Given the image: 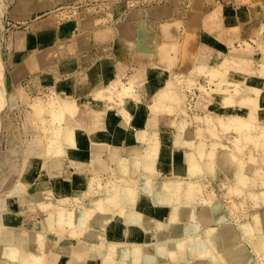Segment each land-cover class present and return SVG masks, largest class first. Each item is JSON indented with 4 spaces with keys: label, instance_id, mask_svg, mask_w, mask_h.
<instances>
[{
    "label": "bare ground",
    "instance_id": "6f19581e",
    "mask_svg": "<svg viewBox=\"0 0 264 264\" xmlns=\"http://www.w3.org/2000/svg\"><path fill=\"white\" fill-rule=\"evenodd\" d=\"M28 2H31L32 7L35 5L34 0H19L23 6ZM165 11H169L168 7ZM0 12L1 15V9ZM148 22L143 23L149 25ZM263 27L262 23L258 33ZM139 33L141 35L142 30ZM58 40L57 47L62 51L66 45L61 39ZM250 41H253V38ZM250 41L240 40L239 46L242 48L236 50L239 55L250 53L253 47ZM182 49L185 54L190 49L189 43H183ZM157 50L161 60L171 62L170 47L167 43H160ZM2 60L0 52V96L5 90ZM204 62L199 58L195 67L190 69L185 77H181L188 89L192 88L199 74L203 73L210 77V82L213 83V87H209L210 90L205 91L202 86L198 88L208 95V108L216 110L219 114L214 115L206 111L203 116L194 115L193 119L198 123L197 129L185 131L184 141L175 134V131L181 129V122L187 119L182 116L185 114L182 111L184 100L181 101V93L171 86L170 82L164 83L165 85L154 93L149 102L140 99L137 91L138 82L134 75L126 76L127 78L125 75H118L107 85L83 97H74L64 90H54L53 87L45 99H41L39 94L30 96L20 92L23 103L32 99L29 107L32 114L37 117V120L35 117L32 120L38 131L30 136L31 139L27 140L24 148L27 160L38 159L46 163L51 159L55 162L49 161L50 164L59 166L65 158L72 168L71 174L64 177L48 174L45 178L27 180V177L21 175L20 181L9 194L1 192L6 196L0 194V264L48 263L49 251L46 246L51 234L57 238L67 235L77 242L79 247L80 245L84 249L88 247L91 255L101 256L100 264H255L256 257L264 261V238L253 239L251 246L248 247L245 229H242L245 226L247 231L253 233L257 219L260 227H264V210L258 215H251L252 223L245 222L240 225L244 231L241 234L233 227V223L224 222L227 217L225 208L220 201L213 200L214 196L213 201L209 200L210 197L208 199L207 196V198L202 196L203 198L196 199L194 205L188 204L190 205L188 207L186 204L195 200L191 199V194L196 193L195 190L198 191L202 185L193 177L201 174L202 170L213 171L218 167L214 168V164L222 165L223 163L220 164L219 161L223 156H228L235 162L233 173L236 186H227L229 190L235 191L238 190L237 187H244L249 182L246 172L253 169L256 157L253 156L251 164L245 167L238 153L244 151L246 144L264 149V119L260 115L264 111V63L260 64L254 75L250 60L240 62L236 59L230 63L219 61L215 63L217 67L206 70ZM172 74L175 76L178 73ZM125 100L137 101L138 107L148 114L149 128L136 132L139 144L120 151L109 148L107 159L110 165L107 164V167L104 164L105 160L97 152L100 146L93 145L89 163L91 174H83L73 159L78 145L76 132L82 128L80 123L82 108L88 110V119L103 114L105 109L119 111L129 119V112L124 108ZM8 102L11 105L15 104V97H11ZM171 113L180 116L173 120L167 115ZM158 118L175 130H172L170 146L161 143L158 131L153 128L156 123L158 124ZM220 132L223 135L227 133L235 135L230 141L236 150L229 149L221 142ZM202 135L206 136L204 140V137L202 140L196 139V136ZM187 144L191 148L183 149ZM175 148L184 151L182 163H175L172 159V151ZM218 149H226L228 152L220 153ZM260 154L264 156V150L258 157ZM262 158L264 160V157ZM138 168H141L143 178H139L140 173L138 175L135 173ZM107 171L117 175L116 177L118 175L129 177L134 183L133 186L130 187L128 182L119 176L117 182L105 188L106 182L104 184L101 182L100 174ZM147 171L157 176L151 177L149 174L150 177H144ZM260 176L263 178L264 174ZM222 185L226 186L224 183ZM134 186L136 188H133ZM100 192L102 194L96 195ZM240 192L242 194V191ZM178 193L183 197L180 204H176ZM249 195L254 197L253 199L259 198L256 194ZM259 195L263 197L264 192ZM194 197L197 198V195ZM15 199L19 201L21 213L40 210L45 212L41 221L35 219L30 226L24 225L27 227L24 239H18L4 222V215L13 210ZM114 199H117V202ZM49 208H52V212L48 210ZM214 225L216 226L213 227ZM201 228H203L201 233L197 234ZM249 236L252 239L251 234ZM21 243H24V246ZM248 248L252 250L249 251ZM74 251L79 256L80 250ZM52 257L53 262H56L58 255L54 254ZM57 263L63 264L61 259Z\"/></svg>",
    "mask_w": 264,
    "mask_h": 264
},
{
    "label": "crops",
    "instance_id": "0c3cea01",
    "mask_svg": "<svg viewBox=\"0 0 264 264\" xmlns=\"http://www.w3.org/2000/svg\"><path fill=\"white\" fill-rule=\"evenodd\" d=\"M34 1L35 5L31 8L21 4L16 6L15 3L7 9L3 18L5 27H14L6 29L3 36L6 45L4 81L7 88H21L34 94L53 87L74 97H83L107 85L118 75H134L140 99L145 102H149L154 93L165 85L172 73H187L199 58L210 64L220 60L231 41L234 45H238L240 40L250 41L264 14V0H192L186 9L175 5H169V11H165L167 5L133 9L127 11L122 19L116 17L112 22L99 24L84 10L66 14L57 10L75 0ZM144 21L152 25H146ZM231 29L236 31L231 32ZM58 39L66 45L62 51L57 47ZM162 42L177 47L171 63L161 60L157 53V47ZM185 42L189 43L190 49L183 54L182 45ZM124 108L129 112V119L110 109L88 119V110L82 108V128L76 132L78 145L73 159L83 174H91L89 163L93 145L100 146L97 152L107 167V164L110 165L107 159L109 148L120 151L137 145L136 132L149 128L148 114L138 107L137 101L125 100ZM157 122L153 128L158 131L161 143L170 146L172 129L160 118ZM183 157V149L172 151L175 163H182ZM62 160L56 166L30 159L23 175L27 180L45 178L48 174L69 176L72 167L68 160ZM37 214L39 211L21 213L19 201L15 199L13 210L4 215V222L18 239H24L27 230L24 225L30 226L35 219L42 220L43 217ZM49 236L46 246L49 262L46 264H58L59 259L63 264H100V255H91L88 247H79L67 235L61 238L52 234ZM21 244L24 246V243ZM74 249L80 250L79 256ZM50 254L58 255L56 262Z\"/></svg>",
    "mask_w": 264,
    "mask_h": 264
},
{
    "label": "rangeland",
    "instance_id": "374dc122",
    "mask_svg": "<svg viewBox=\"0 0 264 264\" xmlns=\"http://www.w3.org/2000/svg\"><path fill=\"white\" fill-rule=\"evenodd\" d=\"M15 3H17L16 6H18L20 4L19 0H0V9L2 11V14L0 15V21H1L0 22V52H1V58L3 59L2 60L3 61V81H4V56H5V48H6L5 47L6 45L4 44L5 38H3V36H4V32L6 29L9 30V29L14 28L13 26H6L5 27L3 18L5 16V13L9 10L10 7H13V5H15ZM25 6L28 8H31V3L28 2V4ZM168 6L169 5H167V7ZM262 23L264 24V14H263V19H262L259 27L261 26ZM148 24L150 26L152 25L151 22H148ZM92 25H94V24L92 23ZM259 27L257 28V30L254 31V36L251 37V39L253 38V41H250V44L253 47H251L250 53L246 52L247 55L245 53L239 55V53L236 50H239L242 48L239 46L240 41H238L239 42L238 45H234L233 42L231 41L229 43L228 51L223 54V56L220 58V60H218L214 63H211V64L206 62V61L204 62L205 70L210 69L212 67H217L215 63H218L219 61H223L225 63H230L236 59L239 60L240 62H245V61L250 60V62L252 64V69H253L254 75H256L257 70L260 68V64L264 63V50H263L264 49V27L262 28L261 32L258 33ZM230 31L234 32V31H236V29H231ZM168 47H170L169 55L171 56V62H172L173 57L177 53V49H176L177 47L175 44L168 45ZM182 48H183V45H182ZM196 63L193 65V67L191 69H193L195 67ZM155 65H157V64H155ZM187 73L177 74L175 76L173 74H171L169 79H167V81H166V82H170L171 86H173L176 90L177 89L179 90V92L181 93V101L184 100L183 101L184 102V104H183L184 110L182 109V111L185 112V114H182V116L187 118V119H185V120H183V122H181V129H179L177 131L172 129L173 131H175V134H177L178 137L182 138V140L184 138L185 131H188V130L194 131L195 129H197L198 123L193 119L194 115L198 114L199 116H203L206 113V111H208L214 115L219 114L218 112H216V110H210V108H208V105H209L208 95L206 94L205 91L207 89L210 90L209 87H213V83L210 82V77L205 76V74H203V73L199 74V76L197 78H195L196 81H195L194 85H192V88L188 89L187 84L183 81V79L181 77V76L185 77ZM183 74H185V75H183ZM241 85H243V83ZM200 86L204 87L205 91L204 90L201 91L198 88ZM20 92H22L23 94L27 93L30 96H35L36 94L37 95L39 94V97L41 99L47 98L46 95L49 94V90H42V91H39L38 93H34V95H33V93H30L28 90L21 89V88H7V86L5 85L4 93H2V95L0 96V194H2L1 192H4V191H5L4 193L9 194L12 191V189L14 188V186L20 181L21 175H23L22 173H24L25 167L27 166V163L30 160V159L27 160V158L25 157V155H27V153L24 151L26 142H27V140L31 139L30 136H32L33 133H36L38 131L37 127H36L37 125H34L35 124L34 120H32V118H34V117H35L34 119L37 120V117L34 116V114H32V111L29 107V104H30L32 99H30L27 103L26 102L23 103L21 101V97L19 95ZM11 97H15V99H16L15 104H12V105L9 104L8 101ZM167 115L170 119L172 118L173 120H176L180 116V114L174 115L172 113L167 114ZM185 115H188V116H185ZM260 115H261V118L264 119V111H262ZM219 136H220L221 142L224 143L229 149L236 150V149H233L234 145L230 141V139H233L235 137L234 134L227 133V134L223 135L220 132ZM202 137H204L203 140L206 138V136L202 135L201 137L196 136V139L198 140L199 138H201L199 140H202ZM252 145L253 144H246L245 149H244L245 152L243 151L244 153L242 152L241 154L238 153V156H240L239 158L242 157L241 159H242V162H244L245 167L248 164H251L252 159L254 157H256L255 158L256 163H254L255 165H253L254 170L251 169V170H247V172H246L248 175V178H249L248 179L249 182H247V184L244 185V187L240 184L239 185L237 184V186H242V187H239V188H241L240 190L238 187H237L238 190H235V191L229 190V188L227 186L234 185V181L236 183V180L234 178V173H233L234 167H235V162L232 160V158H230V157L228 158V156L227 157L223 156L220 158L219 162H220V164H222V163L224 164V162H226L224 165L222 164L219 166L218 163H217L218 165L214 164V168H216V166H218L219 168L217 167L216 169H213V171L208 170V172H206L207 170H202L201 174L198 173L197 175H195L193 177L195 181L200 182V184H202V185L200 186L201 188H199L198 191H197V189L195 190L196 193L192 192V194H191V199H195V200L192 203H190V201L188 203H186L188 207L190 205L192 206L195 204L196 199L201 198L202 196L203 197L207 196L208 199L210 197V199H209L210 201L213 198H214L213 200L220 201L222 207L225 208V209L224 208L223 209L225 210V213L227 216L226 220H224V222L233 223L234 224L233 227L236 228L238 233H241V232L243 233L245 231V238H246L245 240H246V243L248 244L247 245L248 247L251 246L250 243L252 242L253 239H257V237L258 238H262V237L264 238V227H262V226L260 227L258 219H257V223H256L257 227L254 226V229L255 228L256 229L252 230V232L254 234L250 233L251 231H247V228L245 226H243L244 228H242L243 230L245 229L243 231L241 229V226H240L241 224H244L245 222H246L245 224L252 223V220H251L252 216L251 215H255V214L258 215V213L260 211L264 210V196L262 197L261 195H259L261 192H264V177L260 178L261 177L260 175L264 174V160L262 158L264 156H263V154L262 155L260 154V156H259L260 158L258 157L259 153L263 152L264 149L262 147H259V149H257L258 146L254 147ZM189 148H191V147L189 146V144H187V145H185V148H183V149H189ZM223 151L228 152V150H226V149L225 150L218 149V152H220V153H222ZM242 154H243V156H242ZM250 156L252 158H250ZM223 160H224V162H223ZM49 161L55 162V160H51V159H49L48 162ZM262 161H263V163H262ZM221 166H223L224 168ZM140 169L141 168H138L135 173H137V175L140 173L138 175L139 178H143V176L141 174L142 172ZM203 171H205V172H203ZM226 172H228V173H226ZM149 174L151 175V177L157 176L155 173L147 171V173L144 175V177H150ZM217 174H218V176H217ZM100 175L102 176L101 182L103 184L106 182L104 185L105 188H107L109 185L113 184V182L114 183L117 182L116 180H119V178L124 179L123 181L128 182L130 187H132L134 184L129 177L126 176V178H125V176L122 177V176L118 175V177L120 176L118 178V177H116L117 175L115 176V174L114 175L110 174V171L101 173ZM113 176H114V178H113ZM110 179L111 180L114 179L115 181H113V180L111 181ZM222 183H224L226 186H223ZM204 186H205V188H204ZM234 186H236V184ZM133 188H136V187L134 186ZM199 191H200V193H199ZM240 191H242V194ZM104 192H106V190ZM211 193H213L214 195ZM249 193H251V195L256 194L259 198L253 199L254 197L250 196ZM100 194H102V193L101 192L96 193V195H100ZM207 194H210L211 196L207 195ZM227 194H229V195H227ZM196 195H197V198L194 197ZM198 195H200V196L198 197ZM2 196L5 197L6 195L2 194ZM177 196H178V198H177L176 204H180L182 202L181 198H183L182 194L178 193ZM212 196H214V197L212 198ZM114 201L117 202V199H114ZM188 204H190V205H188ZM234 208H236V210ZM244 209H245V211H244ZM48 210L52 212V208L51 209L49 208ZM44 215H45V212L40 210L39 216L43 217ZM227 219H229V220L227 221ZM215 226L216 225H214L213 227H215ZM202 229L203 228L199 229V231H197V234L201 233ZM248 233L251 234L252 239L250 238ZM194 234H196V232H194ZM248 249H249V251L252 250L250 248H248ZM256 258H257V260L255 261V264H258V263L264 264L263 259H260L258 257H256ZM260 260H262V261H260Z\"/></svg>",
    "mask_w": 264,
    "mask_h": 264
},
{
    "label": "built area",
    "instance_id": "2783aa9c",
    "mask_svg": "<svg viewBox=\"0 0 264 264\" xmlns=\"http://www.w3.org/2000/svg\"><path fill=\"white\" fill-rule=\"evenodd\" d=\"M192 0H75L72 3L61 5L57 10L61 13H70L84 10L99 24L112 22L116 17L121 18L127 11L133 9H147L162 5H175L180 9L189 6Z\"/></svg>",
    "mask_w": 264,
    "mask_h": 264
}]
</instances>
